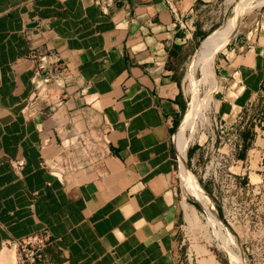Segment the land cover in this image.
<instances>
[{"label":"crops","instance_id":"0c3cea01","mask_svg":"<svg viewBox=\"0 0 264 264\" xmlns=\"http://www.w3.org/2000/svg\"><path fill=\"white\" fill-rule=\"evenodd\" d=\"M184 38L162 0H0V264L30 234L49 237L34 264H183ZM216 67L215 116H261L264 29Z\"/></svg>","mask_w":264,"mask_h":264},{"label":"rangeland","instance_id":"374dc122","mask_svg":"<svg viewBox=\"0 0 264 264\" xmlns=\"http://www.w3.org/2000/svg\"><path fill=\"white\" fill-rule=\"evenodd\" d=\"M191 15L195 20L196 36L186 39L183 45L182 79L191 69L194 77L193 82L185 78L181 89L188 106L191 97L187 89H195L203 116H197L186 129V168L192 178L185 180L182 172V182L179 181L183 194V221H180L183 264H264V110L261 116L247 112L244 129L236 133L241 139L243 132L250 131L251 138L256 136L258 140L248 145L244 160L238 159L245 145L243 140L241 148L231 153L228 140L233 143L234 134L221 133L214 122L220 97L217 55L233 37L252 30L258 34L264 29V0H210L206 5L197 3ZM225 26L209 56L206 54L209 40ZM204 56L208 57L202 61ZM188 150H197L191 159ZM203 186L210 188L212 194L209 195ZM191 212L197 214L202 232L192 230L188 215Z\"/></svg>","mask_w":264,"mask_h":264},{"label":"built area","instance_id":"2783aa9c","mask_svg":"<svg viewBox=\"0 0 264 264\" xmlns=\"http://www.w3.org/2000/svg\"><path fill=\"white\" fill-rule=\"evenodd\" d=\"M163 3L168 7L171 14L174 17V20L177 21L178 26L185 31V38L183 39V43H185L186 39L191 38L195 31L194 20H191L190 23L187 22L186 19L183 18L182 12H188L190 15L193 11V7L199 3L206 5L210 2V0H162ZM178 7L182 9H178ZM190 17H193L192 15ZM194 19V18H193ZM30 59L32 60H41L42 57L38 54H31ZM66 69H69L68 65H65ZM59 65L51 66V68H43L39 71V77L41 78L40 84H49L51 85L54 82L55 74L58 75L63 69ZM42 70V71H41ZM45 75H43V74ZM55 92V91H52ZM52 92H50V97L52 96ZM214 116V122L217 129L224 131H229L233 136V143L228 140L229 151L235 152L237 149L241 148V139L237 132H240L244 129L246 125V121L242 118L235 119L231 123H227L222 121ZM218 124V125H217ZM212 147H214V141H212ZM9 165L11 169L18 175L21 176V172L25 166L24 158H14L9 159ZM212 194V192H211ZM49 242V237L46 234H30L28 236L9 240L6 243L5 249L8 250L11 254H13L12 264H34L35 260L38 257V253L40 249H42Z\"/></svg>","mask_w":264,"mask_h":264},{"label":"bare ground","instance_id":"6f19581e","mask_svg":"<svg viewBox=\"0 0 264 264\" xmlns=\"http://www.w3.org/2000/svg\"><path fill=\"white\" fill-rule=\"evenodd\" d=\"M226 29V26L225 27H222L219 31H217L212 37L211 39L209 40L208 44H207V47H206V54H208L209 56L212 55V53L214 52L216 46H217V42L220 38V36H222V34L224 33ZM208 57V56H204L202 58V61H204V59ZM210 58V57H209ZM208 61V60H206ZM208 66V64L206 65ZM210 68V67H209ZM208 68V69H209ZM208 71V70H207ZM189 72V73H188ZM188 75L187 77H185L186 79L192 81V78L194 77V70H190L188 71ZM208 74V73H207ZM207 77V76H206ZM196 81V80H195ZM193 82V81H192ZM188 83V82H187ZM190 84V83H189ZM196 84V83H195ZM194 85V83H193ZM188 86V84H187ZM191 86V85H189ZM195 87V85H194ZM189 89H187V92L190 94L189 96L191 97L190 99V106H189V110H188V113L185 114L186 117H184V121H183V124L180 128V130L176 133V138H177V141H178V149L180 152L179 155H181V158H184L185 154H186V151H187V133H186V129H187V126L191 125L194 121V119L198 116H203V107L201 105H199L198 103V95L196 93V91L194 90H191L190 87H188ZM44 90V89H43ZM197 90V89H196ZM199 90V89H198ZM186 93V94H188ZM212 93V92H211ZM54 100V99H53ZM51 103V102H50ZM207 103V102H206ZM181 122V121H180ZM186 163V162H185ZM183 173L185 175V177L187 179L185 180H190L191 181V174L189 173L188 169L186 168V166L183 164ZM186 183H188L186 181ZM187 203V202H186ZM194 211V210H193ZM189 217H190V225L192 227V230L194 229H197L198 231L202 232V227L201 225L199 224V221H198V217H197V214L194 213V212H191L190 214H188ZM189 221V220H188Z\"/></svg>","mask_w":264,"mask_h":264},{"label":"trees","instance_id":"16d2710c","mask_svg":"<svg viewBox=\"0 0 264 264\" xmlns=\"http://www.w3.org/2000/svg\"><path fill=\"white\" fill-rule=\"evenodd\" d=\"M195 36H196V34H195ZM208 36V35H207ZM206 36V37H207ZM205 38V37H204ZM199 46H200V44H199ZM187 104H188V102L186 103V107H185V109H184V111H183V114L185 113V111H186V109H187ZM250 137V133H249V131H245V132H243L242 134H241V139L243 140V142L245 143V145L243 146V149L241 150V152L239 153V156H238V159L239 160H244V158H245V155H246V152H247V150H248V148L250 147V146H248L249 145V138ZM193 151L194 150H188V156H189V158L191 159L192 158V153H193ZM203 188L205 189V191L209 194V195H211V190H210V188H207L206 186H203ZM193 206L197 209V210H199V206L197 205V204H193Z\"/></svg>","mask_w":264,"mask_h":264}]
</instances>
